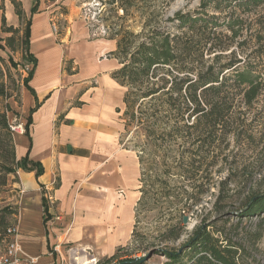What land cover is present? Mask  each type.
Returning <instances> with one entry per match:
<instances>
[{
  "label": "crops",
  "instance_id": "obj_1",
  "mask_svg": "<svg viewBox=\"0 0 264 264\" xmlns=\"http://www.w3.org/2000/svg\"><path fill=\"white\" fill-rule=\"evenodd\" d=\"M16 1L30 18L29 50L36 58L27 86L20 89V104L11 105L27 127V133H16L24 145L16 157L27 156L42 167L39 175L17 170L18 191L11 203L17 209L16 240L25 254L37 258L34 264H77L74 258L81 255L95 264L129 239L132 214L135 218L139 163L120 137L124 92L112 77L119 64L97 58L99 47L91 45L84 24L75 25L71 11L59 40L71 33L76 60L80 65L83 52L86 67L65 76L49 4ZM60 1L69 3L54 0ZM1 4L8 25L20 28L10 0Z\"/></svg>",
  "mask_w": 264,
  "mask_h": 264
},
{
  "label": "rangeland",
  "instance_id": "obj_2",
  "mask_svg": "<svg viewBox=\"0 0 264 264\" xmlns=\"http://www.w3.org/2000/svg\"><path fill=\"white\" fill-rule=\"evenodd\" d=\"M44 1L49 4L50 16L59 18L56 41L62 45L60 67L65 76L76 74L79 70L83 72L86 67L83 52L80 54V65L76 60L77 47L73 46L71 33L68 37L69 41L66 40L67 45L66 41L59 40V35L64 34L68 25L65 15L69 12L75 13L76 26L80 23L89 29L91 45L95 44L100 49L97 53V58L100 60L112 58L118 64L110 52L116 50L118 38L116 31L120 27H128L134 34L144 31L142 20L137 15L118 19L111 6L106 3L107 0H68L67 4L61 1L55 3L54 0ZM149 6L144 11L147 13L143 15H149L153 23L163 25L165 23L163 21L177 11H195L199 6V0H154ZM121 14V11L117 13V15ZM218 15L222 17V14ZM234 16L242 19L241 24L235 27H238V33L235 36L230 32H227L226 36L222 35L219 41L223 47L226 45V50L216 52L220 54L219 58H216L215 53L206 55L204 65L213 64L216 67L228 60L242 58L245 61L244 65L253 68L264 79V56H257L253 52L255 46L252 39L253 34L262 28L259 25L264 22V5L237 8ZM5 35L0 31V36L5 37ZM8 55H11L18 64L17 68L8 64ZM0 56L5 60V64H2L5 73L2 80L8 93H11V97L0 99V106L4 109L6 105L11 107L13 103L20 104L22 79L32 65L22 59L21 49L12 50L5 47L4 50H0ZM196 65L202 66L200 63H195L190 64V67ZM261 82L263 83L261 92L250 106L241 103L233 108L231 132L211 145L201 146L200 138L193 134L192 129H190V139L187 141L177 138L163 142L146 137L148 131L138 128L135 121L126 130L121 131L122 143L132 153L137 156L145 150L146 163L141 164L144 168L142 181L138 180L136 184L135 193L138 201L135 218L132 214L133 234L130 232L129 239L118 247L119 250L115 249L113 253L118 252V257L113 262L126 257H144L143 264H172L162 254L163 250L178 249L189 237L194 236L198 227H207V231L216 236L220 243H224L223 245L231 243L237 248L238 264H264V216L246 217L239 214L250 193L264 190V80ZM122 88L124 92L125 88ZM240 98L241 96H237L235 101ZM22 101L24 103L25 98ZM7 117L10 123L20 124L24 130V117L13 112H8ZM60 117L58 116L57 119ZM192 122L193 117L190 118V124ZM150 128L152 129L153 126ZM16 133L13 134H15L14 144L17 153L21 145H24L23 140ZM189 147L190 158L201 157L199 159L201 161L206 157L197 176L193 175L194 170H190V180H185L172 174L176 172L175 168H171L170 172L163 171L168 166L175 167L181 157L188 154L184 151ZM12 178V175L9 176L10 181L0 197H4L2 204L9 203L10 206L16 207L11 204L18 191L14 188L16 182H12ZM184 190L190 193L189 199H186L185 194L183 197L180 196ZM184 217H186L185 222ZM10 220L13 223L16 221L14 216H10ZM173 225L174 232H181V235L177 239L164 240L168 235L166 231ZM192 262L190 261V264H193Z\"/></svg>",
  "mask_w": 264,
  "mask_h": 264
},
{
  "label": "trees",
  "instance_id": "obj_3",
  "mask_svg": "<svg viewBox=\"0 0 264 264\" xmlns=\"http://www.w3.org/2000/svg\"><path fill=\"white\" fill-rule=\"evenodd\" d=\"M153 1L106 2L118 19L137 15L144 27L140 34H134L128 27H120L116 31V50L110 52L119 64L112 72V77L125 88L122 99L123 128L126 130L135 121L138 128L148 131L146 137L162 142L177 138L187 141L192 129L193 134L200 138L201 146L211 145L231 132L233 108L241 103L250 106L260 94L263 86L261 80L264 79L253 68L244 65L242 58L228 60L214 67L213 64L204 65V57L215 53L216 58H219L220 54L216 52L226 50V45L223 47L219 41L221 36H226L227 32L232 33V36L238 33V27H235L241 24L242 19L234 16L237 8L264 5V0H199L195 11H177L163 21V25L155 24L149 15H143L147 13L144 12L146 7H150L149 4ZM10 2L22 26L18 28L8 25L1 4L0 31L6 35L0 36V50L5 47L21 49L22 59L32 65L21 83L27 86L36 65V58L29 50L30 18L24 17L20 2ZM36 10L37 6L34 5L31 13ZM119 11L122 12L121 15H117ZM218 14H222V17ZM259 26L262 28L252 36L255 46L253 52L257 56H264V22ZM7 61L10 66L17 68L18 64L11 55H8ZM3 63L5 64V60L0 56V99L11 97L2 80L5 74ZM195 63L202 66L190 67V64ZM237 96L241 98L235 101ZM8 112L17 115L8 105L4 109L0 106V194L8 185L9 176H13L12 182L18 181V169L34 171L36 175L42 172L39 162L30 160L27 156L17 159ZM191 117L193 122L190 124ZM24 133H27L25 125ZM153 147L155 153L156 143ZM184 152L188 154L181 157L175 167L168 166L163 171L170 172L171 168H175L176 172L172 174L190 180V170H194L193 175L197 176L206 157L201 161V157L190 158V147ZM145 154V150L137 154L138 180L141 181L144 175L141 164L146 163ZM183 194L187 196L186 199L190 198V193L186 190L180 196L183 197ZM3 200L4 197H0V247L8 240L7 228L16 223L11 222L10 216H14L15 220L17 216L16 207L9 203L2 204ZM239 214L246 217L264 216V190L250 193ZM166 232L168 235L164 240L177 239L181 235V232H174V225ZM223 244L207 231V227H198L194 236L189 237L182 246L174 250H163L162 254L172 264H190V261L193 264H238L237 248L231 243ZM117 257L118 252H115L102 257L95 264H143L145 260L144 257H126L113 262Z\"/></svg>",
  "mask_w": 264,
  "mask_h": 264
},
{
  "label": "built area",
  "instance_id": "obj_4",
  "mask_svg": "<svg viewBox=\"0 0 264 264\" xmlns=\"http://www.w3.org/2000/svg\"><path fill=\"white\" fill-rule=\"evenodd\" d=\"M50 29L57 35L59 30V18L50 16ZM10 129L14 132H23L20 124L10 123ZM8 240H6L0 249V264H34L37 260L36 257L25 254L16 240L17 226L13 224L7 228Z\"/></svg>",
  "mask_w": 264,
  "mask_h": 264
},
{
  "label": "bare ground",
  "instance_id": "obj_5",
  "mask_svg": "<svg viewBox=\"0 0 264 264\" xmlns=\"http://www.w3.org/2000/svg\"><path fill=\"white\" fill-rule=\"evenodd\" d=\"M48 61V60H47ZM47 61H46V63H47ZM47 65H48V63H47ZM46 65V66H47ZM75 260H76V262L78 263V264H90V261L91 260H89L88 258H86V257H83V256H81V257H76L75 258Z\"/></svg>",
  "mask_w": 264,
  "mask_h": 264
},
{
  "label": "water",
  "instance_id": "obj_6",
  "mask_svg": "<svg viewBox=\"0 0 264 264\" xmlns=\"http://www.w3.org/2000/svg\"><path fill=\"white\" fill-rule=\"evenodd\" d=\"M184 222L186 221V217L183 218Z\"/></svg>",
  "mask_w": 264,
  "mask_h": 264
}]
</instances>
